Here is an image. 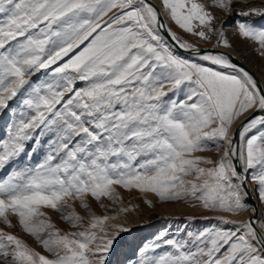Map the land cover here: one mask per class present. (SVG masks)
Masks as SVG:
<instances>
[{
  "label": "snow or ice",
  "instance_id": "obj_1",
  "mask_svg": "<svg viewBox=\"0 0 264 264\" xmlns=\"http://www.w3.org/2000/svg\"><path fill=\"white\" fill-rule=\"evenodd\" d=\"M162 17L214 48H233L231 27L264 55V0H0V223L43 249L0 228V264H108L130 229L88 198L106 209L117 187L250 214L158 236L135 264H264V85Z\"/></svg>",
  "mask_w": 264,
  "mask_h": 264
},
{
  "label": "rangeland",
  "instance_id": "obj_2",
  "mask_svg": "<svg viewBox=\"0 0 264 264\" xmlns=\"http://www.w3.org/2000/svg\"><path fill=\"white\" fill-rule=\"evenodd\" d=\"M155 1L160 5V0ZM203 2L209 3L210 0H203ZM252 2L258 4L260 0H252ZM245 3H247V0H245ZM240 7V3H237L233 9V16H235L236 11H238ZM213 12L218 20L230 21L232 19V16H222L218 9H213ZM166 20L169 27H171L178 36L196 47H214L216 43L215 37H213L210 42L201 41L198 37L184 33L174 23L169 21L167 17ZM231 33L232 30L228 36L233 45L232 49L240 55L244 63L248 64L252 70L259 73L260 80L264 83V73L259 70L260 62H264V55L260 54L258 50L259 46L255 43L251 46V41ZM0 130H2V125H0ZM198 155H207L213 159L218 158V154L215 152L200 153ZM37 159H39V156L33 157V161ZM116 191L122 197V201L113 205L111 201L104 199L103 203L107 206L106 209L101 208L91 197L88 198L89 204L96 215H117L118 219L109 221V224L124 226L130 229L127 233H120L113 251L109 254L108 264H135L138 250L151 242H159L156 241V237L166 235L168 238H179L184 236L185 231H194L196 229L218 225L219 220L217 218L219 216L229 217L224 213H211L200 207H193V204L198 205L199 201L186 202L181 200L161 202L159 198L151 192L142 193L136 189L126 191L120 187H117ZM149 201L151 202V206H149ZM121 205L131 209V211L120 213L119 207ZM74 206L77 212L87 220L88 213L80 207L79 203L76 202ZM47 211L53 223H55L58 228L63 231L72 230L61 220L59 214L50 210ZM248 214L249 213H245V215ZM11 219L12 223L16 225V218L12 217ZM0 228H4L6 231H11L13 234L18 235L30 246L43 253V249L39 244L32 237L25 234L18 226L7 229L0 223ZM163 250L164 249L161 248L158 251Z\"/></svg>",
  "mask_w": 264,
  "mask_h": 264
},
{
  "label": "bare ground",
  "instance_id": "obj_3",
  "mask_svg": "<svg viewBox=\"0 0 264 264\" xmlns=\"http://www.w3.org/2000/svg\"><path fill=\"white\" fill-rule=\"evenodd\" d=\"M152 1H154V2L160 7V5H159L155 0H152ZM165 19H166V17H165ZM230 32H231V27H229L228 29H226V35L228 36ZM231 34H232V33H231ZM228 38H229V36H228ZM229 40H230V38H229ZM253 44H254V42L251 43V46H253ZM252 48H253V47H252ZM216 49L219 50V51H225V52L231 54L232 56H234V57H236V58H238V59L241 60L240 55H239L236 51H234L233 49H224L223 47H219V48H216ZM241 61H242V60H241ZM242 62H243V61H242ZM243 63H244V62H243ZM244 64H245L246 67H247L251 72H253V74H254V75L260 80V75H259V73H257V72H255L254 70H252V68H251L248 64H246V63H244ZM259 70H261V72L264 73V62H260ZM260 83H261L262 85H264V83H262L261 80H260ZM237 123L239 124V122H237ZM256 202H257V204L259 205V202H258V201H256ZM249 215H250V214H248V215L243 214L242 216H238V217H231V216H229V217H225V218H227V219H236V220H239V219H247ZM217 219H218V218H217ZM217 219H216V220H217ZM228 227H230V226H228Z\"/></svg>",
  "mask_w": 264,
  "mask_h": 264
},
{
  "label": "water",
  "instance_id": "obj_4",
  "mask_svg": "<svg viewBox=\"0 0 264 264\" xmlns=\"http://www.w3.org/2000/svg\"><path fill=\"white\" fill-rule=\"evenodd\" d=\"M149 2L155 4V5L159 8V6H158L154 1L149 0ZM162 19H164V20L167 22V20L165 19V17H162ZM200 49H201V50H213V51L218 52V53H227V52H225V51H219V50H217V49L214 48V47H202V48H200ZM179 51H180V54H181V55H184V56H187V55H188V53H187V52H184L183 50H179ZM227 54L233 59V62H234V63L238 64L239 66H241V67H243V68H245L247 71H249L250 74H252V75L257 79L258 82H260V80H259V79L253 74V72H251V71L246 67V65H245L240 59H238V58L232 56V55L229 54V53H227ZM251 203H252L254 206H258L256 200L251 201Z\"/></svg>",
  "mask_w": 264,
  "mask_h": 264
}]
</instances>
